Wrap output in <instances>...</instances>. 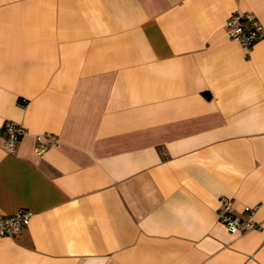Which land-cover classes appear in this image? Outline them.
<instances>
[{
  "label": "crops",
  "instance_id": "obj_1",
  "mask_svg": "<svg viewBox=\"0 0 264 264\" xmlns=\"http://www.w3.org/2000/svg\"><path fill=\"white\" fill-rule=\"evenodd\" d=\"M234 11L264 26V0H0V215L31 211L0 264H264V37Z\"/></svg>",
  "mask_w": 264,
  "mask_h": 264
},
{
  "label": "built area",
  "instance_id": "obj_2",
  "mask_svg": "<svg viewBox=\"0 0 264 264\" xmlns=\"http://www.w3.org/2000/svg\"><path fill=\"white\" fill-rule=\"evenodd\" d=\"M225 26L231 39L237 41L247 50L261 37H264V26L250 13L234 11L226 19ZM5 147L8 151H13L21 136L26 132L24 126L13 120L3 123ZM46 139L56 142L57 138L50 133L37 134L35 136V152L43 153L48 148ZM220 207L218 209V221L231 232H245L260 226L255 220L256 206L246 205L243 214L238 215L233 212L232 199L219 197ZM31 211L28 209H18L9 215H0V236H14L27 222Z\"/></svg>",
  "mask_w": 264,
  "mask_h": 264
}]
</instances>
